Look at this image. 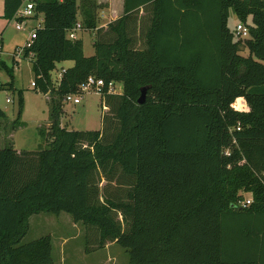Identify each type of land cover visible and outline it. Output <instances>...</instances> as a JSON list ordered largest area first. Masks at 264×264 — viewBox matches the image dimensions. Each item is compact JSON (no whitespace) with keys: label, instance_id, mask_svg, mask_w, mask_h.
I'll list each match as a JSON object with an SVG mask.
<instances>
[{"label":"trees","instance_id":"1","mask_svg":"<svg viewBox=\"0 0 264 264\" xmlns=\"http://www.w3.org/2000/svg\"><path fill=\"white\" fill-rule=\"evenodd\" d=\"M23 1L3 0L2 17L17 19ZM101 8L34 0L42 24L22 58L50 95V137L0 148V264H51L49 234L22 239L30 216L61 212L83 225L87 251L115 242L128 264H264V0H123L102 27ZM230 10L251 16L248 36L230 30ZM78 14L94 32L90 56L69 37ZM90 75L105 81L101 129L61 127L63 97ZM110 81L122 91L108 93ZM119 176L122 194L108 190Z\"/></svg>","mask_w":264,"mask_h":264},{"label":"rangeland","instance_id":"2","mask_svg":"<svg viewBox=\"0 0 264 264\" xmlns=\"http://www.w3.org/2000/svg\"><path fill=\"white\" fill-rule=\"evenodd\" d=\"M111 13L118 9V3L113 2ZM100 18L101 10L98 11ZM3 0H0V34L2 35V49L0 50V63L12 67V76L5 68L0 66V109L5 113L0 117V148L12 145L20 150H34L45 148L50 137V95L35 90L34 72L29 58H18L13 55L15 47L24 45L32 28L41 25L42 17H29L23 20L24 28L18 30L15 25L18 19L6 20L2 17ZM109 13H106V17ZM106 19H98V23H106ZM251 24V16L245 21L239 20L232 10L229 11L227 25L231 31L236 23ZM106 25V24H105ZM80 31L77 32L79 34ZM94 35L87 30L82 34L83 50L86 56L94 52ZM241 54L248 55V50L241 45ZM17 60V61H15ZM70 61L57 64L51 78L57 85V75L62 66L70 65ZM12 82V88L7 83ZM122 83H115L116 92L122 91ZM19 91L22 96V107L19 108ZM7 98L10 101H7ZM55 99H58L55 95ZM101 97L95 92H85L81 102L62 103L61 126L68 129L95 130L101 129L102 108ZM242 104L240 100L236 102ZM51 122V121H50ZM113 184H108V190L115 193H123L127 179L118 177ZM123 184L119 187L118 184ZM107 185L105 180L101 186ZM117 185V186H116ZM246 196V195H245ZM49 234L51 236L53 262L51 264H128V253L123 247L115 242H110L96 250L87 251L86 247L91 242L86 239L84 227L79 222H74L70 215L61 212L58 215L52 213H39L32 215L29 230L23 237L22 242L31 241L38 237Z\"/></svg>","mask_w":264,"mask_h":264},{"label":"built area","instance_id":"3","mask_svg":"<svg viewBox=\"0 0 264 264\" xmlns=\"http://www.w3.org/2000/svg\"><path fill=\"white\" fill-rule=\"evenodd\" d=\"M34 16V0H24L23 4L21 7L18 9L16 13V17L18 19L15 27L16 29L20 30L24 28L23 20L22 18H29ZM83 29L82 25L80 22H76L75 26L69 31V37L72 39L77 38V31ZM234 33L237 36L240 37H246L248 36L249 30L248 27L245 26L244 24L238 22L235 25L234 28ZM36 38V32L35 28H32L30 31L29 37L25 41L24 45L20 47H15L13 55L18 58H22L26 49H29L32 46V43L34 39ZM2 42L3 38L2 35L0 34V50L2 49ZM33 53L29 52L28 57H32ZM17 61V60H15ZM64 72V69H60L57 75V83L60 80V77L62 76ZM32 86H34V82H32ZM105 87V81L102 78L95 77L93 75H90L86 78L84 82H82L79 86V89L76 93H68L63 97L64 102H71L73 104H78L81 102V98L83 93L85 92H95L98 93L99 95H102ZM106 91L108 93H120L116 92L115 90V82L110 81L107 84ZM7 101H10L9 98H7ZM103 108H106L103 106ZM250 202V199H244L240 200L238 202V205L240 206H246Z\"/></svg>","mask_w":264,"mask_h":264},{"label":"crops","instance_id":"4","mask_svg":"<svg viewBox=\"0 0 264 264\" xmlns=\"http://www.w3.org/2000/svg\"><path fill=\"white\" fill-rule=\"evenodd\" d=\"M116 2V3H118V9L114 12H112L111 13V7H112V5L114 6V3L113 2ZM97 2L99 3V4H101L102 5V8L100 9L101 10V13H100V18L98 17V19H108V20H106V23H108L109 21H111V20H113V19H116V18H118V17H120L122 14H123V0H97ZM106 13H109L108 14V16L106 17ZM140 13H143V11L141 10L140 11ZM37 17H42L41 19H43V15L41 14V13H38L37 15H36V18ZM78 19H79V22H80V19H81V16H80V14H78ZM42 23V22H41ZM105 23V24H106ZM105 24L104 23H102V24H99L101 27L102 26H105ZM40 25V24H39ZM38 25V26H39ZM37 27V26H36ZM35 28V27H34ZM80 31V33L79 34H77V37L78 38H82V34H83V32L84 31H87V30H85V29H81V30H79ZM78 32V31H77ZM92 33H93V35H94V32L92 31ZM94 53V52H93ZM71 62V61H70ZM72 65V62H71V64L70 65H67V66H62V67H68V66H71ZM241 101V100H240ZM241 102H243L242 104H241V106L242 105H245V102L244 101H241ZM240 105V104H239ZM61 117H62V115H61ZM61 119V118H60ZM50 121L51 120H49V124L48 125H50ZM60 124H61V120H60ZM62 127V126H61ZM11 145V144H10ZM15 148V147H14ZM17 151H21L19 148H15ZM32 218V216H30V218H29V223H30V219Z\"/></svg>","mask_w":264,"mask_h":264},{"label":"water","instance_id":"5","mask_svg":"<svg viewBox=\"0 0 264 264\" xmlns=\"http://www.w3.org/2000/svg\"><path fill=\"white\" fill-rule=\"evenodd\" d=\"M146 89H147V87H142L140 95L137 99V103L141 104L144 102L145 96H146Z\"/></svg>","mask_w":264,"mask_h":264}]
</instances>
